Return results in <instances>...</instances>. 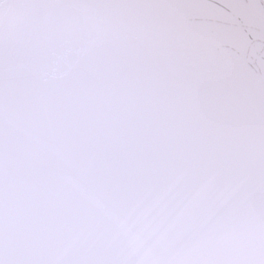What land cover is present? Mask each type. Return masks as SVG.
<instances>
[{"label": "snow or ice", "instance_id": "1", "mask_svg": "<svg viewBox=\"0 0 264 264\" xmlns=\"http://www.w3.org/2000/svg\"><path fill=\"white\" fill-rule=\"evenodd\" d=\"M0 264H264V0H0Z\"/></svg>", "mask_w": 264, "mask_h": 264}]
</instances>
